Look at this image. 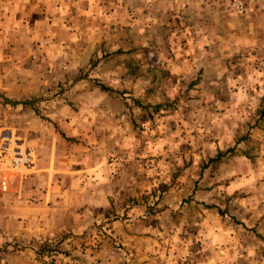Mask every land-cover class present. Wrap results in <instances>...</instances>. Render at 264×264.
Segmentation results:
<instances>
[{
  "label": "rangeland",
  "instance_id": "1",
  "mask_svg": "<svg viewBox=\"0 0 264 264\" xmlns=\"http://www.w3.org/2000/svg\"><path fill=\"white\" fill-rule=\"evenodd\" d=\"M263 110L264 0H0V264H264Z\"/></svg>",
  "mask_w": 264,
  "mask_h": 264
},
{
  "label": "built area",
  "instance_id": "2",
  "mask_svg": "<svg viewBox=\"0 0 264 264\" xmlns=\"http://www.w3.org/2000/svg\"><path fill=\"white\" fill-rule=\"evenodd\" d=\"M31 158V152H29L28 150H18L16 152H13L11 166L13 168H27L31 164Z\"/></svg>",
  "mask_w": 264,
  "mask_h": 264
},
{
  "label": "trees",
  "instance_id": "3",
  "mask_svg": "<svg viewBox=\"0 0 264 264\" xmlns=\"http://www.w3.org/2000/svg\"><path fill=\"white\" fill-rule=\"evenodd\" d=\"M100 88L103 89V90H109L110 89L107 86H105L104 84H100ZM12 103H16V102H12ZM263 114H264V110H263ZM222 154H223V152H219L218 155H217V158H219L220 155H222Z\"/></svg>",
  "mask_w": 264,
  "mask_h": 264
}]
</instances>
